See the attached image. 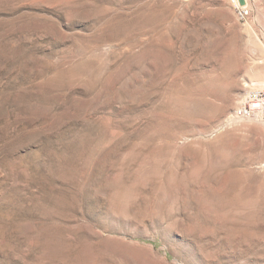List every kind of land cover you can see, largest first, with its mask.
<instances>
[{"label": "rangeland", "instance_id": "1", "mask_svg": "<svg viewBox=\"0 0 264 264\" xmlns=\"http://www.w3.org/2000/svg\"><path fill=\"white\" fill-rule=\"evenodd\" d=\"M247 1L0 0V264H264Z\"/></svg>", "mask_w": 264, "mask_h": 264}, {"label": "built area", "instance_id": "2", "mask_svg": "<svg viewBox=\"0 0 264 264\" xmlns=\"http://www.w3.org/2000/svg\"><path fill=\"white\" fill-rule=\"evenodd\" d=\"M234 12L245 22L250 14V7L247 0H230ZM252 10V7H251ZM263 108L262 104L256 103L255 100L251 99V108L245 104L240 111L241 116H247L249 113L259 112Z\"/></svg>", "mask_w": 264, "mask_h": 264}]
</instances>
